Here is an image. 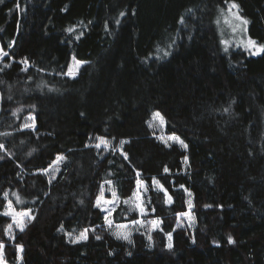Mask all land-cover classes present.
<instances>
[{"label": "trees", "instance_id": "trees-1", "mask_svg": "<svg viewBox=\"0 0 264 264\" xmlns=\"http://www.w3.org/2000/svg\"><path fill=\"white\" fill-rule=\"evenodd\" d=\"M234 2L250 36L264 43V0ZM229 3L0 2V46L9 53L0 66V242L8 263L264 264V53L222 49L214 16ZM72 57L86 62L75 78L62 74ZM156 111L187 149L153 133ZM31 114L34 131L23 127ZM101 136L114 140L112 149L94 147ZM57 155L66 160L51 179L43 170ZM140 179H156L173 201L152 189L161 227L151 241L139 231L128 243L110 233L96 199L106 181L126 199ZM185 189L194 229L178 226ZM5 193L34 217L14 239L2 215ZM137 218L123 201L113 215L117 223ZM85 228L88 239L71 243L66 232Z\"/></svg>", "mask_w": 264, "mask_h": 264}, {"label": "rangeland", "instance_id": "rangeland-1", "mask_svg": "<svg viewBox=\"0 0 264 264\" xmlns=\"http://www.w3.org/2000/svg\"><path fill=\"white\" fill-rule=\"evenodd\" d=\"M229 4L225 8L218 9L215 13V16H214V24H215V27H216V30L218 33V37H219L222 49L225 51V48L227 47L228 50L225 52H231L234 50H243V51H246L247 53H249V51H247L244 48L243 43H242V41H246L248 37H251L249 34V31H248V24L247 25H241L240 21L236 20L234 17L231 16V14L227 11ZM239 14L241 15L240 12H239ZM242 17H244V16H242ZM245 19H247V18H245ZM217 21H219V23H217ZM233 27H237V30L233 31L232 30ZM245 29H246V31H245ZM225 41L227 42V45L224 43ZM257 43L259 44L260 42L257 41ZM2 65H4V63L2 60H0V66H2ZM73 66H74V60L72 57L70 60V63H69V67H73ZM82 66L80 67V69L82 68ZM80 69H79V71H80ZM67 71H68V69H67ZM153 113H155V112H153ZM27 122L31 123V121H28V120H27ZM150 123L152 124V126L151 127L149 126V127L151 128L153 133L158 137L159 140H161L164 143H165V141H168L167 145L176 144V145L180 146L181 148H183L181 145H179V143H176V142H173L172 140H169V137H171L173 134H169L166 132V123L161 125L159 120H153V114L151 115V118L148 121V125H150ZM35 124H36V121H35ZM174 135H176V134H174ZM104 138L111 142V147L106 148L102 145L101 148H99V149H103L106 151L112 149L114 146V140L111 138H106V137H104ZM98 142L99 141L96 139L94 144H96ZM122 147L123 146H121V148ZM65 160L60 162L58 165L55 164L54 162L52 163V165L48 169V173H49L51 179H54L62 171L63 164H64ZM187 168H188V160H187V162H185V159H184L183 160V170L186 171ZM156 182H158V183H156ZM161 186H163V185L159 181H157L156 179H154L150 183L140 179L137 181L136 188H135L133 194L130 197L122 200L119 197V195H118V193H117L112 182L111 183L104 182L102 184L101 192H103V200L101 201L100 209L101 208H112V207H115V209H116L119 206V204L121 203V201H123V203H124V201H129V203H127V204L125 203V204L128 206L130 213L136 212L138 214V218L136 220H133V221H136V223H133V221L117 223V222H114V219H113L114 211L112 212L111 216L109 217V219H111L113 222L112 225L109 226V224L106 221H105V224H106V227L109 229L110 233L115 238H117V233L130 234L129 240L117 238L121 241H125V242L129 243L131 241L132 235L136 232L141 231V232H144L147 235V238L149 239V237H151V232L156 230V229H159L161 227V224H162L161 219L152 216L154 211H153V208L151 207L150 197H149V193L152 189L161 190L164 192V190H166V188L164 186L161 188ZM101 192H100V194H101ZM113 192L116 193L115 197L112 195ZM134 193H137L139 198H137V196H135ZM189 193L191 195H189ZM100 194L98 197H100ZM168 196H170V194L167 191L166 200H167V203L170 204V203H172L173 199L171 202H169L168 198H167ZM8 201H9V199H8V195H7V203H6L4 212L8 211V208H7ZM104 201H111L113 203H104ZM189 201H191V203L193 205V195L190 192V190H187V206L188 207H187V210L185 212H189V205H188ZM137 205H140L141 207H143V209H144L143 214L141 213L140 208L137 207ZM17 211H28V210L26 209V210H17ZM103 213L105 216L106 213L105 212H103ZM32 216H33V213L31 211V217ZM9 217L11 218L10 223L13 224V227L11 229V235L15 236L16 233L19 231V228L15 225V223H13L12 217L11 216H9ZM29 219L30 218H27V217L25 218V225L29 221ZM153 221H157L158 224L154 225L152 223ZM178 226H188L191 229L195 228L196 217H195V214L193 212V207L191 208V211H190L188 216H180L179 215ZM66 233H68V232H66ZM79 233H75V234L73 233V235L75 236V235H78ZM7 235L9 236L8 232H7ZM171 236H172V234H171ZM67 237H68V235H67ZM68 239H69V237H68ZM172 240H173V238H172ZM149 241H151V240L149 239ZM167 243H169L168 236H167ZM171 243H172V241H171ZM4 261H5V264H11V263H8L5 259H4ZM21 261H22V252H20L18 249V263H20Z\"/></svg>", "mask_w": 264, "mask_h": 264}, {"label": "snow or ice", "instance_id": "snow-or-ice-1", "mask_svg": "<svg viewBox=\"0 0 264 264\" xmlns=\"http://www.w3.org/2000/svg\"><path fill=\"white\" fill-rule=\"evenodd\" d=\"M0 2H2V0H0ZM225 3H229V0H225ZM16 7L20 8V5L17 4ZM227 11L231 14L232 17H234L236 20L240 21L241 25H247L249 23V21L247 19H245L244 17H242L239 14V5L236 4L234 2V0H232V2L229 4V7H228ZM123 15H124V13L122 12L121 16H123ZM117 23H119V21H117ZM181 23H183V19H181ZM217 23H219V21H217ZM237 27H233L232 30L236 31ZM69 31H73V29H69ZM245 31H246V29H245ZM80 35H83V33H81ZM77 39H79V36H77ZM224 43L227 45L226 41ZM242 43H243L244 48L247 51H249L250 55H260V54L264 53V43H259L258 44L257 41L252 39L251 37H248L247 40L246 41H242ZM9 46H11V45H9ZM227 50H228V48L226 47L225 51H227ZM169 54L170 53H168V52L164 53L165 56H167ZM8 55H9V53L7 51H5L3 47H0V60H2L4 57H7ZM73 60H74V66L73 67H69L67 72H62V74L67 75V76H69L71 78H75L76 75L79 73L80 67L84 63H86V62H83V61L76 60L75 57H73ZM21 63L27 64L28 62L25 60V61H22ZM24 70L26 71L27 69L25 68ZM9 99H11V97H9ZM32 107H35V106L33 105ZM21 110L22 109L18 108L16 111L19 112ZM228 110H229L228 108L224 109L225 112H227ZM27 120L31 121V123L25 122L23 127L25 129H31V130L34 131L35 128H36V124H35L36 117L34 115H29L27 117ZM153 120H159L161 125L166 123L164 117L161 115L160 112L153 113ZM149 126L151 127L152 124L150 123ZM4 135H8V134L5 133ZM96 139L99 142L94 145L95 148L99 149V148H101L102 145L104 147H106V148L107 147H111V142L109 140L105 139L104 137L101 136V137H97ZM169 140H172L173 142L179 143V145H181L184 149L188 148V145L182 139H180L179 136H176V135L173 134L171 137H169ZM122 143H125V142H122ZM165 143L167 144L168 141H165ZM169 146H171V145H169ZM0 148H4V145L0 144ZM125 158H127V154H125ZM65 159H66V157H64L63 155H57L54 163L58 165L60 162L64 161ZM184 159H185V162H187V157H185ZM43 171L45 173H47L48 170L44 169ZM167 171H168V169L165 168V172H167ZM138 175H139V173H138ZM106 183H111V181H106ZM156 183H158V182H156ZM162 187L163 186H161V188ZM181 187H183V186H181ZM185 191H187V189H185ZM164 192H165V195H167V190H164ZM4 195H5V198H7V193H5ZM14 195H17V194H14ZM112 195L115 197L116 193L113 192ZM134 195L137 196V198H139L137 193H134ZM189 195H191V194L189 193ZM167 198H168L169 202L172 201V197L171 196H168ZM102 200H103V192H101L100 197H98L97 200H96V207L100 208ZM17 201L22 203V201H20L19 195H17ZM104 203H113V202L104 201ZM124 203L127 204V203H129V201H124ZM188 205H189V212L179 213L180 216H188L189 215V213L191 211V208L193 207L191 201L188 202ZM137 207L140 208V211L143 214V212H144L143 207H141L140 205H137ZM7 208H8V211H5L4 213H2V215L11 216L12 220H13V223H15V225L19 228V230L21 232H23L24 228H25V218L26 217L30 218V219L34 218V217H31V211L30 210H28V211H17L14 208L13 203H12L11 200L8 201ZM101 211L106 213V215L104 216V219L109 224V226H111L113 222H112L111 219H109V217L111 216L112 212L115 211V207H112V208H101ZM153 211H155V209H153ZM133 223H136V221H133ZM152 223L154 225L158 224L157 221H153ZM12 227H13V224L9 223L7 225V229H6V231L9 234L10 239H14V236L11 235ZM61 230L63 231V229H61ZM88 231L89 230L87 228H85L82 232H80L78 235H75V236L73 235L72 232H68L66 234L68 235L71 243H79L81 241H86L88 239ZM92 231L94 232L95 229H92ZM129 235L130 234L117 233V238L124 239V240H129ZM95 238L97 240L101 239V237L99 235H97ZM149 239L151 240V237H149ZM168 241H169L168 247H169V249H171L172 248V243H171L172 236H171L170 233L168 234ZM228 242L234 244L235 240L231 236H229L228 237ZM17 247H18L20 252H23V246L22 245H17ZM4 248H5V244L3 242H0V264H5V261H4ZM130 254L131 253H129V255Z\"/></svg>", "mask_w": 264, "mask_h": 264}]
</instances>
